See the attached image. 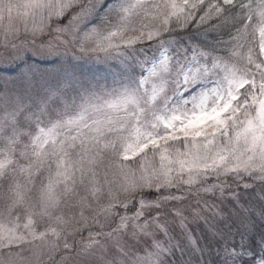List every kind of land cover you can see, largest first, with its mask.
<instances>
[{
	"label": "snow or ice",
	"instance_id": "1",
	"mask_svg": "<svg viewBox=\"0 0 264 264\" xmlns=\"http://www.w3.org/2000/svg\"><path fill=\"white\" fill-rule=\"evenodd\" d=\"M0 264H264V0H0Z\"/></svg>",
	"mask_w": 264,
	"mask_h": 264
}]
</instances>
